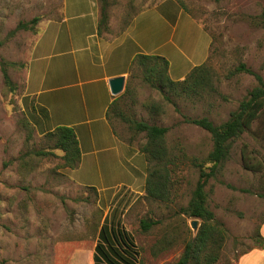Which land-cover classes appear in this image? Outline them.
<instances>
[{
	"label": "rangeland",
	"instance_id": "rangeland-1",
	"mask_svg": "<svg viewBox=\"0 0 264 264\" xmlns=\"http://www.w3.org/2000/svg\"><path fill=\"white\" fill-rule=\"evenodd\" d=\"M174 1L183 11L169 0L106 2L109 33L124 39V32L138 18L146 40L152 27L160 43L157 53L171 63L173 76H186L206 58L213 69L215 90L202 91L199 96L172 93L166 101L141 80L137 68L127 78V91L117 95L125 116L168 127L166 145L177 158L171 175V200L165 203L146 198L144 184L137 192L121 188L128 172L141 179L145 170L146 177L143 155L133 158L123 152L117 158L113 151L104 158L106 154L95 153L86 157L84 165L70 169L61 167L62 152L58 149L53 150L54 155L38 154L52 149L27 117L23 98L26 65L47 21L67 17L64 26H70L77 19L64 12V0H0V264H93L92 258L87 260V254L79 250L93 251L100 227L117 222L133 240L136 264H173L185 241L195 235L190 221L197 219L201 224V220L190 217L183 208L198 179L197 163L205 159L213 142L206 130L185 118L206 117L215 125L224 122L257 84L254 74L237 71V67L243 64L264 76V27L260 24L264 0ZM153 5L154 13H146ZM34 18L37 21L31 23ZM21 23L28 28L15 30ZM172 38L181 40L183 54L168 44ZM145 47L151 46L145 41ZM65 48V57L71 59L72 48ZM61 49L45 50L46 61L54 65ZM3 67L14 89L5 84ZM75 81L70 75L65 82L54 80L44 87L53 89L52 97L65 92L73 96ZM63 83L70 86L66 91L59 88ZM152 103L159 104L160 109L152 111ZM68 104L61 101L51 106V111L34 107L33 115L42 118L43 127H54L64 121L67 106L76 105L75 98L71 97ZM24 120L30 122L31 131ZM110 122L121 139L139 150L145 142L144 133L131 131L118 116L113 115ZM244 144L252 161L262 162L258 170L243 164ZM87 160L94 161L93 165L88 166ZM205 190L208 208L227 230L216 264H233L256 244L255 235L264 223V110L250 129L234 140L229 159L208 180ZM142 219L155 224L143 231Z\"/></svg>",
	"mask_w": 264,
	"mask_h": 264
},
{
	"label": "trees",
	"instance_id": "trees-1",
	"mask_svg": "<svg viewBox=\"0 0 264 264\" xmlns=\"http://www.w3.org/2000/svg\"><path fill=\"white\" fill-rule=\"evenodd\" d=\"M101 2V18L99 29L106 26L108 16L106 14L107 0ZM37 18L31 20L35 23ZM260 24L264 27V11L260 15ZM28 28V24L21 23L15 30ZM134 68L139 69L141 80L159 92L166 101L170 100V94L175 95H200L202 91H214L213 69L206 60L194 66L188 74L181 80H173L169 75L168 60L161 55L137 54L132 62L130 71ZM237 71L244 70L254 74L257 84L252 87L246 96L242 98L235 110L222 123L215 125L206 117L185 118V121L206 130L212 139L213 146L205 159L197 163L199 175L195 187L192 190L188 204L183 208V212L192 218L201 220V224L196 234L185 241L183 250L173 264H216L220 257L227 230L223 223L216 220L213 212L207 206V192L205 186L208 180L214 176L216 170L222 166L230 157L232 143L242 133L249 130L252 123L259 117L264 110V76L253 73L243 64L237 67ZM3 79L5 84L14 89L11 79L3 67ZM131 75V73H130ZM129 75V76H130ZM128 79L124 86L127 91ZM129 88V87H128ZM152 111L160 109V105L152 103L149 105ZM118 116L127 123L128 128L135 133H144L145 142L140 146L139 151L143 154L146 161V177L144 183V196L152 200L168 203L171 200V175L174 172L176 156L172 155L165 141L168 131L167 126L149 124L144 121L135 120L125 114L118 107V98L109 106L106 117L111 121L112 116ZM24 126L31 131L32 126L28 120L23 121ZM51 143L52 150L38 152L40 155H54L53 150L58 149L62 152V168H76L81 159V150L74 130L65 125H60L43 134ZM241 159L248 169L258 170L262 162H253L246 145L241 148ZM204 164H208L204 167ZM96 191L95 188L90 187ZM106 220V219H105ZM155 224L152 220L140 221V227L147 231ZM256 244L243 251L238 258L256 248L264 246V239L260 231L255 235ZM133 240L128 232L117 224L108 225L104 223L99 230L97 242L94 246V264H136L137 251ZM236 259V261L238 260Z\"/></svg>",
	"mask_w": 264,
	"mask_h": 264
},
{
	"label": "crops",
	"instance_id": "crops-1",
	"mask_svg": "<svg viewBox=\"0 0 264 264\" xmlns=\"http://www.w3.org/2000/svg\"><path fill=\"white\" fill-rule=\"evenodd\" d=\"M169 1L178 10H182L174 0ZM86 2L87 4H83L84 0H64V12L71 13V16L77 19L74 24L64 26L67 17L60 16L58 19L47 21L40 29L26 65L23 94L27 117L38 134L43 135L60 125L69 126L74 130L81 150L79 166L86 163L87 156L95 153L106 154L104 158L110 156L113 151L117 158L123 156V152L133 158L143 155L134 145H129L121 139L106 117L110 104L118 97L112 95L108 81L112 77L124 76L126 83L131 73V62L137 54L164 56L157 53L160 43L158 34L152 27L145 40L138 18H134L129 31L124 32L125 38L119 39L116 34L109 33L111 28L108 20L106 26L99 29L100 0H86ZM165 2L168 3V0ZM155 6L148 7L146 13H154ZM145 41L150 44V48L145 47ZM168 44H172L177 53L183 54L181 40L172 38V41L168 40ZM66 46L71 47L74 52L72 60L65 57L68 52ZM53 48H63L59 53V60L54 65L46 61L48 56L43 53ZM70 75L76 80L74 95L70 96L65 92L61 97L50 96L53 89L45 88L44 84L54 80L65 82ZM169 75L173 80H181L185 77L184 73L173 76L170 66ZM69 87L68 84L63 83L59 88L66 91ZM32 97H36L37 100ZM71 97L75 98L76 105L72 108L67 106L62 114L64 121L54 127H43L42 118L37 114L33 115L34 107L51 111V106L58 105L61 101L68 104ZM31 115L37 118L32 119ZM93 163L94 161L87 160L88 166H92ZM89 168L94 170L93 167ZM128 173L127 180L120 183L121 188L127 187L137 192L145 182V170L141 174V179ZM116 192L111 196L113 197ZM260 231L264 237V223ZM79 253L87 254L85 258L88 260L91 257L94 264V249L79 250ZM233 264H264V249L254 248L242 254Z\"/></svg>",
	"mask_w": 264,
	"mask_h": 264
},
{
	"label": "water",
	"instance_id": "water-1",
	"mask_svg": "<svg viewBox=\"0 0 264 264\" xmlns=\"http://www.w3.org/2000/svg\"><path fill=\"white\" fill-rule=\"evenodd\" d=\"M109 87H110V91L112 93V95L116 96L119 93L122 92V90L124 89V83H125V77L124 76H116V77H112L109 79ZM199 223L197 219H192L190 221V226L193 229V231L197 232L198 228H199Z\"/></svg>",
	"mask_w": 264,
	"mask_h": 264
}]
</instances>
